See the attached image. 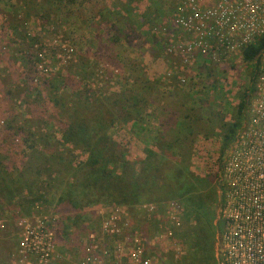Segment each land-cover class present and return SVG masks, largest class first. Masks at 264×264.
Segmentation results:
<instances>
[{
    "label": "trees",
    "instance_id": "16d2710c",
    "mask_svg": "<svg viewBox=\"0 0 264 264\" xmlns=\"http://www.w3.org/2000/svg\"><path fill=\"white\" fill-rule=\"evenodd\" d=\"M148 1L149 5L139 11L130 7L132 0H123L118 6L104 8L94 29L100 39L110 44L124 43L133 47L137 43L139 46L148 45L150 50L155 47L153 57L168 59L171 72L153 79L142 73L140 81H132L114 99L94 95L87 86V75H73L85 93L83 107H89L87 101L92 97L95 99V112L87 118L84 117L85 112L73 118L57 117L51 122L59 134L57 139L50 134L43 135V138L42 135L22 136L24 132L19 128L12 130L10 125H5L3 131L11 132L13 138L4 144V149H1L3 152H0V213L14 207L16 211L13 218L29 217L36 213L35 208L47 203L45 196L49 194L45 195V192L54 189V197L49 195L50 202L55 205L53 211L64 218L61 221V235H67V229L75 223L73 217L81 220L83 216L86 218L88 214L85 211L96 205L120 206L129 212L143 213L136 206L153 204L156 212L147 214L151 224L147 231L152 233L168 227L172 232V240L183 250V254L177 258L173 257L172 250L168 251L166 264H218L214 244L215 235L220 230L217 231L212 221L213 208L220 204L219 187L217 182L213 186L189 171L192 145L198 135L205 139L218 137L220 160L235 140L242 124L247 121L246 111L255 91L260 59L264 56V34L240 50V62L248 68V80L237 92L230 116L225 118L223 113L226 110L223 112L215 102L208 100V92L218 89L213 82H208L210 70L204 69L202 74L207 81L197 85L202 93L196 92L195 82L186 80L181 71L183 68L176 59L165 54L170 38L160 36L159 32L161 27L167 28V34L176 32L169 23L176 3L173 5L167 0ZM7 28L14 30L11 24ZM20 39L22 41L16 44L23 45L26 52L22 51L23 48L18 52L27 57V62L32 59L30 68L35 72L38 55L44 46L37 45L34 38L23 36ZM1 51H5L3 46H0V55L6 53ZM200 63L210 64L204 59ZM48 74L41 82L43 86L52 85L54 77L59 75ZM161 87L183 102L177 104L178 113L173 115L172 124L168 126V136L157 125L150 141L144 142L138 134L141 132L143 136L148 128V122L143 119L149 117L143 94ZM52 91L49 94L55 105L57 101L53 93L57 88ZM118 111L124 113L119 116L121 122L129 123L133 134L144 144L142 155L134 156L132 161L128 160L126 151L114 143L108 133L118 119ZM47 138L54 141L55 148L50 149ZM67 149L82 152L83 160L73 164ZM170 203L179 206L176 224L157 218L159 208ZM57 229L55 237L60 231ZM88 229L93 227L89 225ZM3 260L4 255L0 254V263Z\"/></svg>",
    "mask_w": 264,
    "mask_h": 264
},
{
    "label": "rangeland",
    "instance_id": "374dc122",
    "mask_svg": "<svg viewBox=\"0 0 264 264\" xmlns=\"http://www.w3.org/2000/svg\"><path fill=\"white\" fill-rule=\"evenodd\" d=\"M122 1L0 0V46H3L6 51L0 55V152L1 149H4V144L13 138L11 132L3 131V127L7 124L12 130L19 128L24 132L22 136L24 134L26 137L27 135H42L43 138L45 137L43 135L50 134L51 137L57 139L59 134L51 125V122L57 117L61 119L73 118L80 112H85V118L89 114L93 115L95 112L93 100L95 99L90 97L87 101L89 107H83L85 93L81 91L78 82L73 78V75L77 73H83L89 77L87 86L92 89L94 95L109 96L111 99L127 89L128 84H131L132 81H140V78H143L141 77L142 73L152 79L166 76L168 59L153 57L155 47L150 50L148 45L139 46L137 43L133 47L124 43L110 44L100 39L99 33L95 32L94 27L99 14L104 11L103 9L111 5L118 6ZM140 1L145 2V0ZM167 1L174 5L180 0ZM139 2L138 4H140ZM7 23L11 24L14 30L7 28ZM170 34L169 43L176 44L180 40V36L174 32H170ZM23 36L34 38L37 45L43 44V50L40 51L42 57L39 59L47 66L46 73L41 70L32 72L30 68L32 59L27 62V57L19 54L18 50L21 48H23V52H26L23 45L22 47L20 44L18 46L16 44V42L22 41L20 38ZM175 61L180 64L179 60ZM175 61H173L174 64ZM200 61L197 60L191 67L181 69L184 78L195 82V86H197L199 83L207 81L203 78L202 73H204V69H209L208 74L211 78L208 82H213L218 89L208 92V100L215 102V105L219 106L223 112L226 110L223 115L228 118L232 112L231 105L236 102L237 92L247 83L248 68L234 57L219 63L205 65ZM48 72L51 75L57 73L59 75L54 77L55 81H50L52 85L43 86L41 82L48 77L46 76ZM24 78L27 80H23ZM31 88H33V92H30L29 95ZM53 88H57V91L53 93L55 94L54 100L57 101L55 105L52 104L53 98L49 94ZM195 89L196 92L202 93V89H199L198 86ZM35 92L39 94L36 95ZM176 95L179 96V94ZM143 97L147 103L146 112L149 113V117H143V119L148 122V128L143 136L141 132L138 134L144 142L150 141L151 136L154 135L153 129L159 125L163 128L162 132L168 136V126H171L173 115L178 113L177 104L182 100L162 87L156 91L150 89L147 94H143ZM116 115L118 119L109 128V136L114 143L126 151L128 160L132 161L134 156L142 155L143 141L133 134L129 123L121 122L119 116L124 115L122 111H118ZM245 127L246 122L242 124L237 135H240ZM47 142L51 146L50 149L55 148L53 140L47 138ZM192 146L189 171L216 186L221 160L225 155L224 152L219 160V138L205 139L202 135H198ZM68 151L73 164L83 160V153L79 150ZM46 193L53 197L55 195L54 189L47 190L45 195ZM49 195L45 196L47 203L35 208L36 213L34 214L55 218V227L60 230L57 233L61 235V224H63L61 221L64 218L53 211L55 205L50 202L51 196L49 198ZM104 206L109 207V205L100 204L85 211L88 216L86 218L83 216L82 220L73 217L72 221L75 223L67 229V235L60 237L56 235L54 256L49 264H73L76 261L84 235L92 231V229H88V226L91 225L93 229H97L99 218L95 214L96 209L99 210ZM168 206L167 204V209L170 208ZM165 208L166 206L159 208L157 215V218L163 221H165L163 217ZM15 211L14 207H9L0 213V224L2 225L0 228V254L4 255V260L0 264H15L13 257L14 248H16L14 245L17 242L14 229L17 218H13ZM127 212L129 228L140 231L144 236L147 235V228L151 226L150 219L147 220L149 215L144 212L136 213V211L129 212V210ZM213 214L212 223L216 224L217 231H221L218 207L214 206ZM219 232L215 235V252ZM5 254L7 255L5 256ZM216 257L218 259L217 253Z\"/></svg>",
    "mask_w": 264,
    "mask_h": 264
},
{
    "label": "built area",
    "instance_id": "2783aa9c",
    "mask_svg": "<svg viewBox=\"0 0 264 264\" xmlns=\"http://www.w3.org/2000/svg\"><path fill=\"white\" fill-rule=\"evenodd\" d=\"M175 5L169 23L180 40L166 46L165 54L179 60L182 68L199 59L210 64L240 60L241 48L264 34V0H180ZM167 32L161 27L159 33L170 38ZM43 63L39 59L35 70L46 73ZM170 72L167 69L166 75ZM246 113V127L226 150L217 175L219 264H264V56ZM168 205L163 217L176 224L179 207ZM136 209L156 212L153 204ZM95 214L97 229L84 235L73 264H166L168 251L174 258L183 254L168 227L144 236L129 228L123 207L104 206ZM55 225V218L46 215L17 218L15 264H49L55 251Z\"/></svg>",
    "mask_w": 264,
    "mask_h": 264
},
{
    "label": "crops",
    "instance_id": "0c3cea01",
    "mask_svg": "<svg viewBox=\"0 0 264 264\" xmlns=\"http://www.w3.org/2000/svg\"><path fill=\"white\" fill-rule=\"evenodd\" d=\"M138 2L139 0H132V2L130 3V7L134 9V11L145 9L149 5V1L147 2V0H145V2L140 1V4H138ZM108 8H110V6H108Z\"/></svg>",
    "mask_w": 264,
    "mask_h": 264
}]
</instances>
